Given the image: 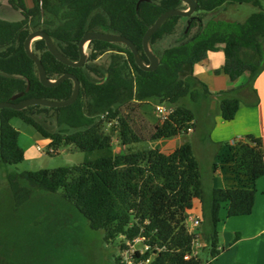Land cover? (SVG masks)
I'll return each mask as SVG.
<instances>
[{
    "label": "trees",
    "instance_id": "1",
    "mask_svg": "<svg viewBox=\"0 0 264 264\" xmlns=\"http://www.w3.org/2000/svg\"><path fill=\"white\" fill-rule=\"evenodd\" d=\"M22 19H0V102L9 101L17 93L28 98L63 101L70 97L71 80L56 87L43 86L33 61L23 48L29 33L42 30L53 39L57 49L71 61L79 58L78 43L87 31L96 30L121 35L137 48L144 64L148 59L142 50L146 30L164 12L186 10L180 0H5ZM197 7L191 17H170L151 36L149 43L159 64L153 71H143L134 62L130 50L116 43L93 40L89 55L80 68L58 62L46 49L43 40L32 42L33 53L39 57L46 76L53 80L71 73L80 83L79 95L66 107L30 106L22 110L0 109V167L17 164L24 159L18 143L19 132L10 121L18 118L48 140L51 149L73 145L92 154L78 166L35 172H12L6 175L15 204L24 203L34 191L62 192V196L87 219L89 227L101 230L106 241L122 236L124 241L139 235L149 239L151 246L161 248L151 264H212L219 254L217 224L219 212L228 204L227 217L251 214L256 190L255 181L264 176V159L260 138L246 135L233 145L226 144L223 162L235 165L238 175L248 185L233 188L210 187L205 191L199 163L191 144L183 143L171 153L155 149L127 150L113 154L110 135L104 126L116 120L119 138L124 146L140 141L138 131L120 110L129 103H155L173 108L168 118L150 131V140L172 138L187 133L195 126L196 111L191 104L210 102L212 93L194 75V67L207 60V54L222 46L224 65L219 71L230 81L234 75L249 74L250 88L258 102L253 83L264 69V5L259 0H195ZM251 5L256 9L242 23H223L214 15L225 5ZM50 16L40 27L39 20ZM34 24L33 29L29 22ZM189 21V25L187 22ZM167 38L173 42L160 47ZM110 52L105 68L92 64L97 57ZM28 86V89L26 90ZM219 91L218 111L223 121L234 120L240 104V92ZM51 116L57 131L48 130L40 117ZM213 120V119H212ZM216 164H213V170ZM195 214L206 227L203 235L210 247L209 260L192 252L193 235L186 227L189 215ZM203 237V236H202ZM124 243L120 245L123 247ZM149 256L146 253L143 258ZM118 257L115 258V263Z\"/></svg>",
    "mask_w": 264,
    "mask_h": 264
},
{
    "label": "rangeland",
    "instance_id": "2",
    "mask_svg": "<svg viewBox=\"0 0 264 264\" xmlns=\"http://www.w3.org/2000/svg\"><path fill=\"white\" fill-rule=\"evenodd\" d=\"M259 1L261 5H264V0ZM25 2L28 7H32L31 0H25ZM255 11L256 9L251 5H227L223 11L216 12L214 17L223 23H242ZM0 16L9 21L22 19L21 15L13 10L5 0H0ZM48 20L50 16L45 14L39 20L40 27H44L45 21ZM29 27L31 29L34 27L31 21ZM172 42L173 39L167 38L159 45L163 48ZM85 54L88 57V46L85 47ZM110 55L111 53L107 52L97 57L92 64L105 68L109 63ZM244 91L249 92L250 96L254 95L250 88H243L240 92L241 96H244ZM249 100L251 101L249 96L240 99L241 115L244 111H248L247 109L254 107L252 106L254 101L250 104ZM211 101L200 106L201 108H198L197 103L191 104L196 111L195 126L187 133L179 135L181 144L189 143L193 147V154L199 163L205 191L211 187L213 164L223 162L221 156L215 155V145L200 143V138L208 136L215 126L214 119H208ZM157 105L155 103H129L120 110V115L129 120L130 126L138 131L140 137L138 143L127 147L122 145L116 120L104 126V131L111 137L110 148L113 154L126 153L130 148L132 150L152 148L162 153L171 150L172 147L166 140L151 141L149 137L152 128L161 123L155 110ZM243 118H246V121L238 123L236 128L241 130V127L247 125L253 128L250 117ZM40 121L48 130L55 132L61 129L57 127L54 118L50 115L46 118L41 116ZM10 124L19 132L18 143L24 151V159L17 164L0 167V264H114L115 258L120 255V245L124 242L122 236L106 241L103 231L91 229L84 215L62 196L61 191L57 193L34 191L24 203L17 206L6 180V175L12 172H35L41 169L52 170L78 166L87 159H94L97 154L81 152L73 145L52 149L53 151L49 152L51 148L48 140L36 133L32 127L18 118L12 119ZM193 129H195L194 134ZM215 131L221 134L220 128H216ZM231 134L223 130L221 135L224 138L226 135L228 138L221 139L218 143H221L223 147L230 144L229 138H234ZM237 135L235 138H238ZM186 227L190 230L191 223L186 221ZM203 230L206 231V227L201 225L200 219L199 226L192 231V235L199 242V246L195 248L197 258L206 261L210 258V247L202 233ZM220 243H222V238H220Z\"/></svg>",
    "mask_w": 264,
    "mask_h": 264
},
{
    "label": "crops",
    "instance_id": "3",
    "mask_svg": "<svg viewBox=\"0 0 264 264\" xmlns=\"http://www.w3.org/2000/svg\"><path fill=\"white\" fill-rule=\"evenodd\" d=\"M226 6L222 10H219V12L223 11ZM0 19L6 20L2 16H0ZM216 47V51L208 52L206 62L198 63L194 67L195 77L204 83L213 95L211 97L212 101L208 119L213 118L215 126L208 133V136L200 138V143H211L215 145V155L222 156L225 154L226 149L218 141L221 139L225 140L226 137L228 138L226 135L225 138L221 135L223 130L227 133H232L231 137L234 138H229L230 142L231 140L239 142L243 140L245 135H253L261 139L264 159V69L253 83V88L256 91L258 99L257 104L253 108L247 109L248 111H244L242 115V107L240 105L234 120L229 122L223 121L218 111L219 100L215 98L214 94L219 91H233L236 89H242L243 91V88L249 82L250 76L247 72H244L239 75H234L235 80L230 81L229 77L222 72L215 73L222 68L225 61L222 46L217 45ZM244 93V96H241L242 94L239 96L240 99L249 96L251 99L249 103L252 104V101L255 102L254 95L250 96L249 92L246 91ZM246 116L250 117L253 128H249V125H247L240 128L242 131L238 130L236 128L237 124L245 122L246 118L243 117ZM216 128H220L221 134L215 131ZM194 133L195 129H193ZM235 135L238 138H235ZM216 136L217 138H215ZM164 140L172 147L169 152L164 154L171 153L181 144L179 142V135ZM245 184L248 185V180L236 173L233 163L220 162V164H216L211 178V187L233 188L242 187ZM254 187L256 194L251 214L228 218V204L224 203L221 206L219 224L217 225L218 250L220 252L209 260L212 264H264V176L255 181ZM220 238H222V243H220ZM203 246L205 245L203 244Z\"/></svg>",
    "mask_w": 264,
    "mask_h": 264
},
{
    "label": "water",
    "instance_id": "4",
    "mask_svg": "<svg viewBox=\"0 0 264 264\" xmlns=\"http://www.w3.org/2000/svg\"><path fill=\"white\" fill-rule=\"evenodd\" d=\"M180 1H182L187 6L186 10L172 9V10L162 13L144 33L143 38H142V50L148 59V65L143 63L135 45L129 39L121 35H118V34L96 31V30L85 32L83 36L81 37L78 43V47H77L79 58L77 61H71L68 57L63 55L57 49L53 39L48 33L42 30L32 31L31 33L28 34V36L24 40L23 48H24V51L27 57L31 61H33L35 65L39 82L45 87L53 88V87L58 86L65 80H71L73 83L72 93L68 99L63 100V101H54V100H48V99H42V98H28V99H23L19 102H14L15 100L23 96V93L20 92V93L14 94L10 98L9 101L0 102V109L9 108L12 110H22L30 106H41V107H46V108H60V107H66V106L71 105L77 99L79 95V90H80V83L77 77H75V75L71 73H65L53 80L49 79L46 76L45 69L41 63V60L39 59L37 55H35V53H33L32 48H31L32 42L38 39H41L44 41L46 49L58 62L66 66L72 67V68H80L85 64L86 59H87V55L85 54V47L88 46V44L91 41L97 40V41H103L107 43L122 44L126 46L132 53L135 64L141 70L153 71L158 66L159 60L157 56L151 50L150 43H149L151 36L170 17L179 16V17L187 18V17L193 16V14L195 13V10L197 7V2L195 0H180ZM187 25H189V21L187 22ZM27 89H28V86L26 90Z\"/></svg>",
    "mask_w": 264,
    "mask_h": 264
},
{
    "label": "built area",
    "instance_id": "5",
    "mask_svg": "<svg viewBox=\"0 0 264 264\" xmlns=\"http://www.w3.org/2000/svg\"><path fill=\"white\" fill-rule=\"evenodd\" d=\"M155 110L161 122L165 121L173 112V108L166 105H157ZM190 130L188 129V131ZM233 144L234 142L231 141L230 145ZM51 151L53 150L50 149L49 152ZM187 221L191 223V228L188 231L192 233V231L198 228L200 219L197 215L193 214L188 216ZM148 241V238L141 235L124 241V246L120 247V255L118 256L116 264H151L157 253L161 251V248L151 246ZM198 244V240L193 237L192 252L184 256L185 260H188L191 256H196L195 248L197 249ZM146 253H149V256L143 258Z\"/></svg>",
    "mask_w": 264,
    "mask_h": 264
}]
</instances>
